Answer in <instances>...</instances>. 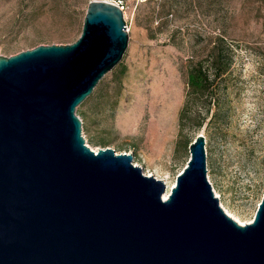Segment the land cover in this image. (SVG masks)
<instances>
[{"label": "water", "instance_id": "water-1", "mask_svg": "<svg viewBox=\"0 0 264 264\" xmlns=\"http://www.w3.org/2000/svg\"><path fill=\"white\" fill-rule=\"evenodd\" d=\"M123 11L89 0L70 44H0V264H264V192L250 222L219 204L204 136L165 183L85 145L75 108L121 59Z\"/></svg>", "mask_w": 264, "mask_h": 264}, {"label": "rangeland", "instance_id": "rangeland-1", "mask_svg": "<svg viewBox=\"0 0 264 264\" xmlns=\"http://www.w3.org/2000/svg\"><path fill=\"white\" fill-rule=\"evenodd\" d=\"M88 2L0 0V44L10 52L70 44ZM123 18L128 41L120 61L75 108L85 145L130 154L145 175L164 178L169 193L189 143L202 134L214 195L250 222L264 192V0H125ZM216 36L234 48L219 111L210 120L212 107L200 127L180 131L186 61L202 57Z\"/></svg>", "mask_w": 264, "mask_h": 264}, {"label": "trees", "instance_id": "trees-1", "mask_svg": "<svg viewBox=\"0 0 264 264\" xmlns=\"http://www.w3.org/2000/svg\"><path fill=\"white\" fill-rule=\"evenodd\" d=\"M233 54L234 48L228 40L225 37L216 36L208 41L206 53L202 57L187 59L186 90L178 113L180 131L192 122L195 127H200L212 107L216 110L210 114V120L217 116L219 91L223 83L222 75L229 66ZM199 108L204 110L202 117L197 114Z\"/></svg>", "mask_w": 264, "mask_h": 264}, {"label": "bare ground", "instance_id": "bare-ground-1", "mask_svg": "<svg viewBox=\"0 0 264 264\" xmlns=\"http://www.w3.org/2000/svg\"><path fill=\"white\" fill-rule=\"evenodd\" d=\"M137 93V92H136ZM140 94V93H139ZM155 96V95H154ZM173 99V98H172ZM176 100V99H175ZM174 100V101H175ZM169 101V100H168ZM165 104V103H164ZM172 104V103H171ZM167 106V105H166ZM169 106V105H168ZM171 107V106H170ZM175 108V107H174ZM163 112H164V110H163ZM174 113V112H173ZM156 124V123H155ZM149 175H151L150 173H149ZM164 179V178H163ZM162 179V180H163ZM164 183H165V181H164ZM168 195V192H165L164 194H163V199H165L166 198V196ZM222 206V205H221ZM222 208L230 215V216H232L239 224H243V222L241 221V220H239L238 218H236L234 215H232L230 212H228L227 210H226V208L224 207V206H222Z\"/></svg>", "mask_w": 264, "mask_h": 264}, {"label": "built area", "instance_id": "built-area-1", "mask_svg": "<svg viewBox=\"0 0 264 264\" xmlns=\"http://www.w3.org/2000/svg\"><path fill=\"white\" fill-rule=\"evenodd\" d=\"M103 1L110 2L114 5H116L117 7H119L123 11L125 0H103ZM127 29H128V27L126 25V30Z\"/></svg>", "mask_w": 264, "mask_h": 264}]
</instances>
